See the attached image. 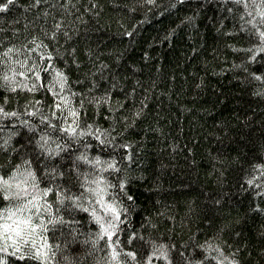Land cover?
<instances>
[{"label": "trees", "instance_id": "obj_1", "mask_svg": "<svg viewBox=\"0 0 264 264\" xmlns=\"http://www.w3.org/2000/svg\"><path fill=\"white\" fill-rule=\"evenodd\" d=\"M233 2L41 0L32 6L33 0H14L8 11L0 10V39L18 48L32 35L52 31L59 20L64 28L49 47L68 50L56 63L69 73L72 87L86 101L111 92L116 111H108L105 104L98 114L86 103L82 119L114 126L113 135L121 134L116 140L132 145L129 150L115 149L118 154L130 151L133 160H125L124 170L109 176L115 182L126 175V190L134 197H122L129 212L120 225L121 242L145 252L144 241L134 239L131 246L126 242L135 231L145 241L150 237L174 244L173 264H184L180 252H193L205 241L219 245L224 256L235 255L240 264H264V197L256 195L264 182L256 167L264 164V81L251 75L264 74V54L247 61L245 53L236 50L247 48L249 38L242 29L237 31L238 11L226 10ZM237 8L242 11V6ZM72 48L79 65L69 60ZM9 68L0 63V75ZM93 78L97 87L89 92ZM22 79L18 76L17 82ZM5 96L10 109L22 110L33 99L53 103L44 89L12 92L0 87V102ZM140 109L142 115L134 116ZM5 126L19 133L13 144L24 145L30 139L10 120L0 125ZM4 135L0 131V137ZM101 154L111 153L104 149ZM18 162V154L0 149V167L7 170ZM76 218L82 231L94 230L87 213ZM54 238L61 240L58 234ZM82 240L70 241L67 249L62 246L56 264H63L64 256L83 257L77 264H106L104 241L91 251ZM156 264L162 261L157 258Z\"/></svg>", "mask_w": 264, "mask_h": 264}, {"label": "snow or ice", "instance_id": "obj_2", "mask_svg": "<svg viewBox=\"0 0 264 264\" xmlns=\"http://www.w3.org/2000/svg\"><path fill=\"white\" fill-rule=\"evenodd\" d=\"M13 3L14 0H3L0 10L8 11ZM40 3L41 0H33L32 6ZM237 6H242V11ZM233 9L239 14L237 31L242 29L249 38L247 48L236 50L243 51L247 61H254L257 54H264V0H234L233 7L226 10L232 12ZM63 28L58 20L52 31H44L42 36L32 35L22 48L7 38L0 39V56L3 57L0 63L10 65L8 71L0 75V87L12 92L44 89L53 97L51 105L33 99L26 102L22 110L8 108L7 96L0 102V125L10 120L12 125L30 134L24 145L13 144V137L19 135L15 127H0V131L5 132L0 137V149L19 155V162L14 166L7 170L0 167V202L4 203L0 207V264H56L61 247L67 249L70 241H81L82 237V243L91 251L104 241L106 264H156L157 258L162 264H173L174 244L169 246L150 237L145 241L143 234L135 231L127 235L126 242L131 246L134 239L144 241L148 246L145 252L125 247L121 242L120 225L127 220L129 212L122 197L128 201L134 197L126 190V175L115 182L109 176L123 171L125 160L129 163L133 160L130 151L118 154L115 149L129 150L132 145L116 140L121 134L113 135L114 126L105 128L95 119H82V115H87L86 103L93 104L98 114L105 104L110 112L116 108L108 90L86 101L84 94L72 87L69 73L56 63L68 50L58 52L49 47V42H57ZM64 36L71 39L66 32ZM253 39L257 41L254 44ZM15 54H19V58ZM75 54L76 49L72 48L69 60L79 65ZM64 63L67 65V61ZM251 75L264 81V74L253 72ZM18 76L23 78L20 82H17ZM90 83L89 92L97 87L94 78ZM44 107L47 112L42 111ZM118 107L123 108V105L118 104ZM133 115L139 117L142 109ZM28 149L38 156L33 158ZM104 149L111 154L102 155ZM256 167L261 170L258 174H264V164ZM254 181L255 177L247 182L253 184ZM259 187L261 190L256 195L264 197V182ZM80 212L88 214L94 230L86 233L81 230V221L76 218ZM55 234L61 237L63 245L61 240H55ZM186 255L192 258L185 259ZM180 256L184 264H240L235 255L224 256L219 245L213 246L208 241L196 246L193 252H180ZM78 259L83 257L64 256L63 264H77Z\"/></svg>", "mask_w": 264, "mask_h": 264}]
</instances>
